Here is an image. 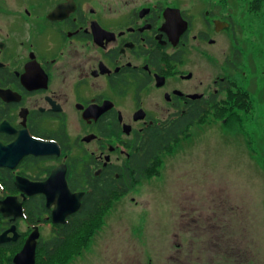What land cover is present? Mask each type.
Instances as JSON below:
<instances>
[{"label":"flooded vegetation","instance_id":"1","mask_svg":"<svg viewBox=\"0 0 264 264\" xmlns=\"http://www.w3.org/2000/svg\"><path fill=\"white\" fill-rule=\"evenodd\" d=\"M187 9L177 0H0V264H16L25 247L37 261L122 174L125 195L158 174L177 144L161 134L178 121L188 130L249 100L232 90L235 43L219 51L221 73L208 71L218 62L213 34L234 21L206 10L195 33Z\"/></svg>","mask_w":264,"mask_h":264},{"label":"rangeland","instance_id":"2","mask_svg":"<svg viewBox=\"0 0 264 264\" xmlns=\"http://www.w3.org/2000/svg\"><path fill=\"white\" fill-rule=\"evenodd\" d=\"M177 1L195 33L206 10L234 21L213 34L218 62L209 59L208 71L221 73L219 51L235 43L232 90L249 100L240 110L220 105L181 135L159 173L111 203L69 264H264V2L255 10L253 0Z\"/></svg>","mask_w":264,"mask_h":264},{"label":"trees","instance_id":"3","mask_svg":"<svg viewBox=\"0 0 264 264\" xmlns=\"http://www.w3.org/2000/svg\"><path fill=\"white\" fill-rule=\"evenodd\" d=\"M262 1L264 2V0H253L251 6L255 10H259ZM189 122L186 120L178 121L175 127H171L168 132L161 134L162 142L178 141L181 135L186 134ZM149 160L146 159V167H148ZM127 182L125 174H122L119 179L114 180L112 190H105L101 196L97 195V201L94 205L92 204L93 201L87 203L82 212L73 218L70 224L60 228L64 236L55 237L48 242L49 244L37 258L36 264H69L75 256L80 255L101 227L102 214L109 209L112 202L125 195ZM119 186L121 187L119 188Z\"/></svg>","mask_w":264,"mask_h":264},{"label":"water","instance_id":"4","mask_svg":"<svg viewBox=\"0 0 264 264\" xmlns=\"http://www.w3.org/2000/svg\"><path fill=\"white\" fill-rule=\"evenodd\" d=\"M177 11H178V13H179V15H180V10L179 9H176ZM180 17H181V15H180ZM185 22V21H184ZM220 22V21H219ZM219 22H217V29L219 30V29H222V28H224V27H228L229 26V23H227V22H225V24H224V22H221L222 24H224V26H219L218 24H219ZM186 27V26H185ZM76 203H78L79 204V201H77ZM78 204H76L75 205V207H73V209H75V208H77L78 206ZM64 216V215H63ZM57 221H63V218H61V219H56ZM15 261H16V264H35V248L33 247L32 248V251H31V253L30 254H28L27 253V251H26V247L23 249V251L19 254V255H17L16 256V258H15Z\"/></svg>","mask_w":264,"mask_h":264}]
</instances>
